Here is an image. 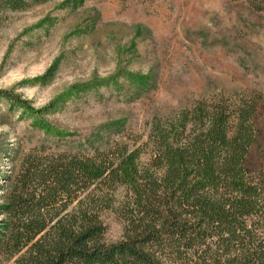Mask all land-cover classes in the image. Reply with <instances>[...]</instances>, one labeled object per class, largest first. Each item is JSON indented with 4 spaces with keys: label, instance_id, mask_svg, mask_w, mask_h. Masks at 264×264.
<instances>
[{
    "label": "rangeland",
    "instance_id": "obj_1",
    "mask_svg": "<svg viewBox=\"0 0 264 264\" xmlns=\"http://www.w3.org/2000/svg\"><path fill=\"white\" fill-rule=\"evenodd\" d=\"M246 92L264 98V0H0V264L133 245L159 261L173 230L225 227L228 106ZM46 184L67 195L40 237L7 244Z\"/></svg>",
    "mask_w": 264,
    "mask_h": 264
},
{
    "label": "trees",
    "instance_id": "obj_2",
    "mask_svg": "<svg viewBox=\"0 0 264 264\" xmlns=\"http://www.w3.org/2000/svg\"><path fill=\"white\" fill-rule=\"evenodd\" d=\"M250 6L258 11L262 8L260 3L251 2ZM228 107L231 133L226 178L240 193L231 221L204 237L194 230L183 236L176 229L173 230L172 256L167 259L161 260L159 257L158 261L153 246L138 249L133 245L97 255L94 261L99 264H264V160L256 164L252 162V154L261 149L264 143V123L261 120L264 98L255 92L234 94ZM195 154L201 165L205 164L206 157L199 152ZM185 156L180 150L171 154L168 161L173 167L184 171ZM63 187L46 184L41 191L31 194L25 207L29 222L21 230L9 232L7 244L19 240L27 244L40 237L49 217L67 195ZM153 238L152 233L145 235L148 242ZM184 241L183 249L180 243Z\"/></svg>",
    "mask_w": 264,
    "mask_h": 264
}]
</instances>
